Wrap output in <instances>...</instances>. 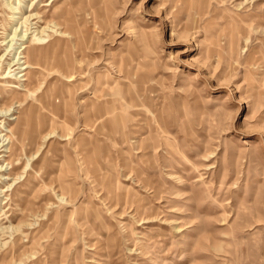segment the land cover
<instances>
[{"label":"rangeland","instance_id":"374dc122","mask_svg":"<svg viewBox=\"0 0 264 264\" xmlns=\"http://www.w3.org/2000/svg\"><path fill=\"white\" fill-rule=\"evenodd\" d=\"M31 1L0 0L1 74ZM34 4L69 63L37 69L0 264H264V0Z\"/></svg>","mask_w":264,"mask_h":264},{"label":"bare ground","instance_id":"6f19581e","mask_svg":"<svg viewBox=\"0 0 264 264\" xmlns=\"http://www.w3.org/2000/svg\"><path fill=\"white\" fill-rule=\"evenodd\" d=\"M53 1L54 0H52V2ZM6 5L14 14L19 15L12 17L13 24L17 22L20 29L24 28L19 32V40L23 42L21 45L18 44L21 50L18 55H16L17 59L12 61L9 60L10 62L6 64L7 70L4 74H1L3 68L0 67V101L2 102L0 105V116L6 117L10 115L12 118L8 120L13 122L11 124L8 121L5 126H0V128H2L0 130V138L2 139L0 143V153H2V155H0V157L3 158L6 164V167L0 165V172H4L0 174V178L6 180L10 179V176H13L12 184L14 183V186L11 195L15 200H19L20 196H24L22 193H24L23 187H26V184L23 186V179L17 181V179L23 175V173H18L17 168H19V165L23 162L26 149L29 147L33 149L39 131L34 127L33 121L34 111H40L39 104H36V100L38 99L36 91L37 87H39L36 80L37 69L43 67V59L46 58L49 60L47 63L50 66L58 65L61 67L62 65L64 68L61 67V69L63 68L65 72L69 60L67 63L63 62L58 55V51L55 47L59 41L53 37H49V33L54 31L53 28L50 26L40 27L42 15L37 12H32L35 5L34 0L27 6L24 5L22 10L19 11L17 7H11L8 2ZM56 11L57 9L52 10L50 13L52 17ZM70 16L71 15L68 14V17ZM18 25L15 27L12 33L13 35H10L12 36L10 40L17 36L16 32L19 28ZM46 37L49 38L46 39ZM10 40H8V42ZM3 44H6L4 40ZM7 44L6 51L13 50L11 44ZM3 56L4 54L0 57V60ZM15 65H18L16 69H19V72L18 74H11V68ZM69 67H73L72 61ZM13 75L15 76L13 77ZM40 97L43 98V95ZM53 106H55V104ZM52 111L54 112L55 108H53ZM48 135H51V132H49ZM38 152L39 151H34L26 158L28 160H30V158L34 160L37 158ZM27 165L28 163H26V166ZM26 166L23 168V171H25ZM4 174H6V176H3ZM9 185L11 186V184ZM8 227L9 226H7V228Z\"/></svg>","mask_w":264,"mask_h":264}]
</instances>
